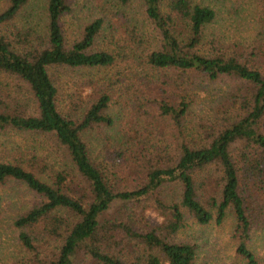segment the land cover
Returning <instances> with one entry per match:
<instances>
[{
	"label": "trees",
	"instance_id": "1",
	"mask_svg": "<svg viewBox=\"0 0 264 264\" xmlns=\"http://www.w3.org/2000/svg\"><path fill=\"white\" fill-rule=\"evenodd\" d=\"M2 2L0 127L44 137L0 153V186L18 181L35 195L13 222L26 254L11 264H193L198 245L178 237L188 216L221 223L229 210L236 251L260 264L249 243L264 231V35L239 47L193 0H94L100 14L69 42L68 0H45L39 29L34 0ZM137 2L158 39L144 66L162 79L94 78L116 63L97 46L104 30L140 47L127 26ZM78 70L92 78L67 91L63 75ZM156 118L174 127L165 145L143 135ZM146 201L162 221L149 222Z\"/></svg>",
	"mask_w": 264,
	"mask_h": 264
},
{
	"label": "rangeland",
	"instance_id": "2",
	"mask_svg": "<svg viewBox=\"0 0 264 264\" xmlns=\"http://www.w3.org/2000/svg\"><path fill=\"white\" fill-rule=\"evenodd\" d=\"M71 11L62 18V25L65 36L69 42L77 37L80 29L100 14L94 8V0H68ZM117 1V0H116ZM196 3L209 6L216 11L215 22L211 24L226 35L227 41L238 42V46H245L250 41H260L264 35V0H193ZM45 0H34L35 28L39 29L44 25L42 20V8ZM4 7L0 0V9ZM119 12V11H118ZM132 24L137 26L140 34V47H136L137 39L133 40V46L130 42L120 46L114 41L111 33L106 29L102 36L97 40V46L111 51L116 55V63L110 68L92 72L94 78H103L111 80L118 85L128 83L130 79L136 80L142 75H148L152 80H161V70L144 66V57L142 51H148L157 45V35L150 22L145 18L139 2L134 3L131 12L128 14L127 26ZM117 37V35H115ZM118 38V37H117ZM234 40V41H233ZM124 48V49H122ZM135 57L133 60L128 56ZM139 62V63H138ZM141 63V65H140ZM143 63V64H142ZM84 72V75H83ZM81 73V74H80ZM87 70L70 71L63 76L68 79L66 89H72L74 81L80 78H92ZM169 74L174 77L175 72L169 70ZM12 83V82H11ZM66 91V92H67ZM120 93V94H119ZM122 91L117 92L118 99L114 102L116 106L109 110L110 114L116 118L119 117L121 106L117 102H123ZM125 96V95H124ZM118 114V115H117ZM120 119V118H119ZM121 122V119H120ZM143 135H146V141L151 144L153 141L165 145L170 136L175 135L173 126L169 119L156 118L147 122L143 121ZM127 129V126L124 127ZM44 137L37 134L20 133L10 129H1L0 127V153L13 150L16 145L33 146L39 143ZM171 141V143H173ZM35 201V195L24 184L18 181H10L0 186V264H11L19 261L25 254V250L19 243L18 236L20 229L13 222L28 210ZM148 203L146 213L151 223L162 221V214L153 206L151 201ZM212 220L208 224H199L188 216L186 226L180 231L178 237L185 241H190L198 245V256L193 264H247L245 257L236 251L237 239L231 235L236 217L229 210L227 217L221 223ZM249 245L255 250L260 259V264H264V231L260 228L253 230V239Z\"/></svg>",
	"mask_w": 264,
	"mask_h": 264
}]
</instances>
